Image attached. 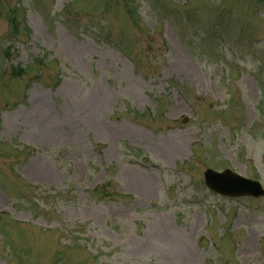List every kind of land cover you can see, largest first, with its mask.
Masks as SVG:
<instances>
[{
	"label": "rangeland",
	"instance_id": "rangeland-1",
	"mask_svg": "<svg viewBox=\"0 0 264 264\" xmlns=\"http://www.w3.org/2000/svg\"><path fill=\"white\" fill-rule=\"evenodd\" d=\"M207 168L264 186V2L0 0V264H264Z\"/></svg>",
	"mask_w": 264,
	"mask_h": 264
},
{
	"label": "water",
	"instance_id": "water-1",
	"mask_svg": "<svg viewBox=\"0 0 264 264\" xmlns=\"http://www.w3.org/2000/svg\"><path fill=\"white\" fill-rule=\"evenodd\" d=\"M206 184L218 193L227 196H264V188L255 180L242 177L232 171L223 173L207 170L205 173Z\"/></svg>",
	"mask_w": 264,
	"mask_h": 264
},
{
	"label": "bare ground",
	"instance_id": "bare-ground-1",
	"mask_svg": "<svg viewBox=\"0 0 264 264\" xmlns=\"http://www.w3.org/2000/svg\"><path fill=\"white\" fill-rule=\"evenodd\" d=\"M33 170H35L36 172H38L39 174H44V175H47V170H45V168L43 167V166H41V165H39V166H35V168L33 169ZM137 182H138V186H142V188H147L148 186V184H152V183H150L151 182V180L150 179H147V184H145V182H139V180L137 179L136 180Z\"/></svg>",
	"mask_w": 264,
	"mask_h": 264
}]
</instances>
